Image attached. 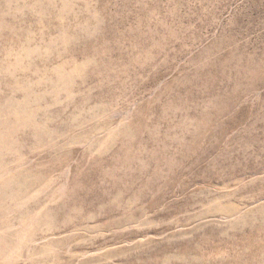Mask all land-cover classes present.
Returning a JSON list of instances; mask_svg holds the SVG:
<instances>
[{"label": "rangeland", "instance_id": "rangeland-1", "mask_svg": "<svg viewBox=\"0 0 264 264\" xmlns=\"http://www.w3.org/2000/svg\"><path fill=\"white\" fill-rule=\"evenodd\" d=\"M0 264H264V0H0Z\"/></svg>", "mask_w": 264, "mask_h": 264}]
</instances>
